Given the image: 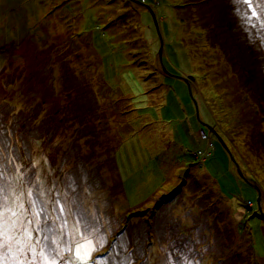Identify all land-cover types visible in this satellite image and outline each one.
Masks as SVG:
<instances>
[{
    "label": "rangeland",
    "instance_id": "rangeland-1",
    "mask_svg": "<svg viewBox=\"0 0 264 264\" xmlns=\"http://www.w3.org/2000/svg\"><path fill=\"white\" fill-rule=\"evenodd\" d=\"M237 7L0 0V183L67 194L42 218L103 235L92 264H264V26Z\"/></svg>",
    "mask_w": 264,
    "mask_h": 264
},
{
    "label": "snow or ice",
    "instance_id": "snow-or-ice-1",
    "mask_svg": "<svg viewBox=\"0 0 264 264\" xmlns=\"http://www.w3.org/2000/svg\"><path fill=\"white\" fill-rule=\"evenodd\" d=\"M235 3L243 17H255V21L249 18L248 23L258 22L264 26V0H235ZM24 175L20 172L0 183V264H92L91 254L105 242V237L99 235L89 239L77 228L79 240L65 243V218L51 216L45 219L42 214L49 210V203L60 213L72 214L74 201L59 191L55 192L56 199L50 201L43 183L29 186L32 182L24 179ZM36 181H40L39 174ZM81 222L87 223L77 220V223ZM73 247V259L65 261V252H72Z\"/></svg>",
    "mask_w": 264,
    "mask_h": 264
},
{
    "label": "trees",
    "instance_id": "trees-1",
    "mask_svg": "<svg viewBox=\"0 0 264 264\" xmlns=\"http://www.w3.org/2000/svg\"><path fill=\"white\" fill-rule=\"evenodd\" d=\"M201 96L203 97V95H201ZM196 98H197V97H196ZM211 98H213V97H211ZM205 99H207V98L203 97V99H199L198 101H202V102L206 105L205 107H206V110H207V105H208V104H207V102H206ZM208 99H209L208 102L210 103V102H211V99H210V98H208ZM204 100H205V101H204ZM246 100H247V99H245V101H246ZM210 104L213 105L212 103H210ZM252 104H253V103H252ZM212 108H214V106H213ZM221 108H222V107H220V111H221ZM216 121H217V122H216V125H217V127L221 128V132H222V134L226 135L227 133H226V131H224V128H223V126H222L221 121H220L218 118L216 119ZM246 229H247V227L243 229V231H242L243 234H245V235L247 234V238H249L250 236L252 237L251 234H248L249 231L246 233ZM244 238H245V237H244ZM250 239H251V238H250Z\"/></svg>",
    "mask_w": 264,
    "mask_h": 264
},
{
    "label": "water",
    "instance_id": "water-1",
    "mask_svg": "<svg viewBox=\"0 0 264 264\" xmlns=\"http://www.w3.org/2000/svg\"><path fill=\"white\" fill-rule=\"evenodd\" d=\"M190 78H192L191 76H189ZM182 78H184V80L186 81V82H188V78L187 77H182Z\"/></svg>",
    "mask_w": 264,
    "mask_h": 264
}]
</instances>
